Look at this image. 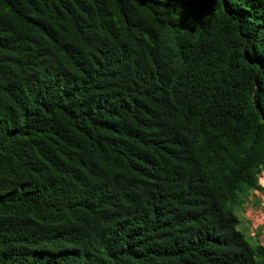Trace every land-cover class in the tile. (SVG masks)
<instances>
[{"label":"trees","instance_id":"trees-1","mask_svg":"<svg viewBox=\"0 0 264 264\" xmlns=\"http://www.w3.org/2000/svg\"><path fill=\"white\" fill-rule=\"evenodd\" d=\"M264 0H0V264H264Z\"/></svg>","mask_w":264,"mask_h":264},{"label":"rangeland","instance_id":"rangeland-1","mask_svg":"<svg viewBox=\"0 0 264 264\" xmlns=\"http://www.w3.org/2000/svg\"><path fill=\"white\" fill-rule=\"evenodd\" d=\"M258 182L264 187V170L258 174ZM238 216V227L243 228L250 241L264 245V188L252 189L244 201L235 208Z\"/></svg>","mask_w":264,"mask_h":264}]
</instances>
